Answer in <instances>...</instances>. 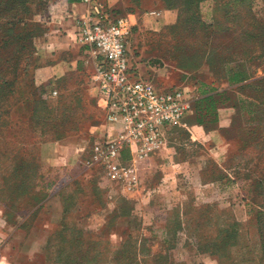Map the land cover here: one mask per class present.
<instances>
[{"label":"rangeland","instance_id":"rangeland-1","mask_svg":"<svg viewBox=\"0 0 264 264\" xmlns=\"http://www.w3.org/2000/svg\"><path fill=\"white\" fill-rule=\"evenodd\" d=\"M240 1L203 0L198 14L166 7L162 0H141L140 6L135 5L146 17L145 25L140 21L134 32L137 48L133 56L140 65L137 75L159 87L190 86L195 109L185 119L186 125L167 127L166 146L140 164V182L133 189L120 183L103 184L104 190L100 187L104 167L102 162L93 161L92 154L94 142L103 139L106 123L104 111L85 86L91 70L59 85L56 79L49 78L45 70L47 49L41 45L47 42L52 26L44 15L39 16L46 20L48 29L35 40L37 49L29 61L28 73H24L27 60L21 61L17 89L24 91L26 97L31 88H40L50 105L55 104L60 121L66 118L67 125L77 130L69 136H80L77 143L87 145V152L69 169L62 165L67 150L61 143H53V132H48L46 126L47 131L40 136L29 129L33 104L26 103L18 110L13 107L9 114H3L14 121L0 123L5 134L0 138V244L3 246L11 234L16 238L0 251L4 264H59L61 248H65L64 255L77 251L73 237L80 230L86 234L79 243L84 255L79 264H264V80L257 84L256 88L262 90L255 96L257 100L238 93L243 98L240 101L255 110L246 119L237 115L221 124L224 114L220 109L237 104V93H231L232 100L219 108L218 122L209 127L219 131L221 140L206 137L200 141L193 129L199 125L200 110H204L201 114L205 121L213 119L204 109L205 103L198 100L203 84L223 88L222 61L241 60L244 67L255 71L256 77H264V39L254 46L245 43L246 51L258 56L255 59L249 53L242 55L241 42L237 39L236 47L237 40H233L243 41L242 30L256 26L264 34V0H249L239 7ZM63 3L53 0L47 15L51 17ZM227 4L230 9L239 8V19L226 15ZM14 48L9 45L8 49ZM41 149L51 156V162L43 164L49 166L43 169L45 177L54 180L53 193L61 191L68 206L60 221L48 204L33 218L29 217L31 206L27 200L19 201L14 208L6 203L4 177L9 178L18 158L28 157L36 164ZM119 196L134 203L118 200L117 221L105 218L97 224L93 214V223L79 221L77 212L87 201L95 199L100 212L105 213V207H115ZM125 211H130L136 221L121 213ZM51 214L54 220L49 228L55 236L50 252L44 243L45 235L40 233L39 245L28 242L24 248L26 240L21 239L22 234L30 235L44 227ZM22 222L24 227L19 226ZM164 224L168 234H164ZM60 231L67 234L65 238L57 235ZM163 256L167 257L166 262Z\"/></svg>","mask_w":264,"mask_h":264},{"label":"trees","instance_id":"trees-1","mask_svg":"<svg viewBox=\"0 0 264 264\" xmlns=\"http://www.w3.org/2000/svg\"><path fill=\"white\" fill-rule=\"evenodd\" d=\"M53 0H0V123L1 125L9 123V121H14L9 117H3V114H9L13 107L15 110H18L22 105L26 103L33 104V109L31 110L32 114L30 116V120L28 123V127L33 133L45 134L46 126L48 127V132H53L52 141L61 140L65 137H68L71 134L72 130L75 128H71V126L67 125L66 118L65 120L60 118L56 114V106L50 105V101H48L44 96L40 88L37 87L31 88L28 92L27 96H24V91L18 90L17 83L19 78V67L22 60H27V64H25L24 73H28L31 63V58L35 54V50L37 49L35 40L38 37L43 36L47 32V26L44 23L46 20H42L39 16H45L48 20L49 16L47 13L49 12L50 3ZM69 2L80 1V0H68ZM166 7L179 8L181 11H191V14H198V8L200 3L203 0H162ZM249 0H241L239 2L240 5H244L245 2ZM133 3L137 6H140L141 0H133ZM134 5V6H135ZM132 6L129 9H135ZM111 14L114 15H126L124 9L120 7H113L111 10ZM226 15H229L234 19H239L241 14L239 8L236 6L233 9L226 6L225 10ZM135 24L133 27L132 34L129 38L130 49L133 54L130 52L131 63L137 68V60L134 58L135 50L137 46L132 42L133 34L135 32ZM258 30L260 33H258ZM231 31V30H230ZM235 32V29L233 30ZM244 36V37H242ZM242 38L241 41L239 38H233V40H239L241 42V47L243 49L242 55H247L249 52L246 49V44H252V46L256 45L258 42L262 44L264 39L263 30L256 26V29L242 30ZM237 42H234L236 47L238 46ZM78 44V43H77ZM9 45H13L15 48L9 50ZM80 45V44H78ZM233 45V44H231ZM81 47H86L80 45ZM1 48L4 49V52H1ZM28 50L30 54L27 53ZM247 50V51H246ZM89 56L88 51L86 52ZM251 55V59L257 58L254 53H249ZM90 57V56H89ZM91 58V57H90ZM92 61V59H91ZM240 63V64H239ZM239 64L238 66H236ZM36 67V66H35ZM220 77L222 80V89H217L213 86V84H203L204 88L201 91V98L198 100L199 103H205L204 109L207 113L213 115V119L210 122L204 120V117L201 113L198 114L197 124L202 125L206 131L212 130L211 124H215L218 122V110L222 106L232 100L231 93H237V104H234L233 107L238 108H247V117L254 114V108H249L243 104V98L238 96L244 95L245 97H252L257 100L255 97L258 92L262 91L261 89L256 88L257 84L264 80V77H256L255 71L249 70L244 67L241 63V60L238 62L231 60L222 61ZM145 78V77H144ZM67 78H59L55 81L58 85L63 82ZM52 83V82H50ZM175 87V86H169ZM179 87V86H176ZM253 90L255 93H253ZM18 93V96H16ZM96 97V95L94 96ZM97 101V98H96ZM195 102V101H194ZM54 103V102H53ZM6 105V108L3 112L1 109L3 105ZM220 106L218 107V105ZM251 104H253L251 102ZM250 106V104H249ZM70 109V107H67ZM194 103H193V111H194ZM240 114V113H238ZM241 115V114H240ZM105 117V116H104ZM242 117V116H241ZM211 123V124H210ZM76 127V126H74ZM77 131V130H75ZM5 134L3 130L0 129V138L4 137ZM245 141V140H243ZM3 157L0 152V160ZM28 157L18 158L19 163L15 164L12 168V172L10 173L9 178L4 177V193L8 197L7 204L10 203L12 208L17 206L19 201L27 200V204L31 206L30 208V216L35 217L38 212H40L47 204L48 200L54 195L53 193V184L54 180L51 178L46 179L43 169H48L49 166H44L40 160V154L37 156V163L34 164L33 161L27 159ZM1 166V162H0ZM103 174L101 176L102 181ZM11 181V182H10ZM100 187L104 190V185L100 183ZM59 194L61 191L58 192ZM62 195V194H61ZM123 200L126 203L133 204V202L123 196L117 197L115 207L112 209V215L108 218L114 219L117 221V212H118V200ZM131 210V207H129ZM68 212V206L65 204L64 214ZM123 215H127L129 219H132L130 211L121 212ZM62 222L61 224H64ZM25 222L20 224V227H24ZM79 234H74L73 242H75L77 246V251L73 253H69L64 255L65 248H61L59 251V256L57 261L59 264H79L84 259V255L80 251V244L82 240V236L86 234L81 230L78 232ZM174 234V233H173ZM59 236L63 235L64 238L67 234L63 231H60ZM261 252L264 255V234ZM55 234L51 232L49 238L47 240V250L50 252V248L53 244ZM66 240V239H65ZM227 240V238H226ZM75 255L76 257L72 258L71 256ZM159 258H162V255H158ZM163 261H167V257L163 256Z\"/></svg>","mask_w":264,"mask_h":264},{"label":"built area","instance_id":"built-area-1","mask_svg":"<svg viewBox=\"0 0 264 264\" xmlns=\"http://www.w3.org/2000/svg\"><path fill=\"white\" fill-rule=\"evenodd\" d=\"M81 2L89 11L76 19V42L87 46L95 64L97 104L110 127L108 134L114 136L94 142L92 159L103 164L102 184L133 189L140 182V164L166 146L167 127L186 125L193 111V89L159 87L137 75L130 56L132 16L111 14L109 0Z\"/></svg>","mask_w":264,"mask_h":264},{"label":"crops","instance_id":"crops-1","mask_svg":"<svg viewBox=\"0 0 264 264\" xmlns=\"http://www.w3.org/2000/svg\"><path fill=\"white\" fill-rule=\"evenodd\" d=\"M64 5L59 8L54 9V13L51 17H49V25L52 26L50 33L47 34V42L41 45V47H45L47 49L46 51V67L45 70L47 71V75L50 79H59V77L64 78H74V76H79L81 73L84 74V72L91 70L90 77L88 78V82L86 83V87L92 93V95H96V88L94 87V76L96 74L95 64L93 61H91V58L87 55L86 47H81L76 42V33H77V25H76V19L82 16H85L89 8L87 5L80 1H74L69 2L68 0H63ZM110 4L114 7H120L121 9H124L126 14H129L132 16L134 23L136 25L139 24L141 21L143 25H145V12L140 13L138 9L134 6L135 4L132 2V0H109ZM123 4L126 6L123 8ZM55 6H57L55 4ZM134 6L135 9H130L126 11V9ZM154 21V20H153ZM153 21H150L153 25ZM135 34V33H134ZM133 34L132 42L137 45V42L135 40ZM140 65H137L139 67ZM140 69V68H139ZM55 80V81H56ZM247 108H234V107H223L220 109V111L223 112L224 118H221V124H223L224 121L232 119L233 117H237V115L242 116L241 118L246 119L247 117ZM240 113V114H238ZM226 119V120H224ZM106 123V122H105ZM107 126V125H106ZM105 130L103 131L104 135L103 138L111 139L114 136L108 134V131L110 127L107 126ZM194 131L196 132L197 138L201 141L203 138L206 137H214V139L218 142L221 140V135L219 134L218 130H211L209 133H207L201 126L195 125L193 126ZM80 136H68L61 140L53 141L55 144H62V147L67 150L66 155V161L62 162V165L65 167H68L69 169H72L76 163H79L81 158H83L85 152H87V145H79L77 142L80 139ZM60 145V144H59ZM124 156L126 158L130 157V154L128 151L124 152ZM59 158L64 159V157L60 156ZM51 156L47 154V151L42 150L40 152V160L43 164L50 163ZM50 161V162H49ZM52 163H54L52 161ZM98 165V164H96ZM95 199L91 201H87L85 205H82L78 212L77 216L79 218V221H82V223L87 222L89 224L93 223L91 222V214H93L94 218H96L95 222L100 223L102 220H105V218L112 215L113 210L104 209L105 213H101L100 210L97 207V204L95 203ZM132 201V200H131ZM65 198L60 195L59 193L54 194L47 202L49 207L54 209L57 213L58 220L60 221L65 216L64 214V207H65ZM133 202V201H132ZM134 203V202H133ZM93 211V212H92ZM103 211V210H102ZM133 219L135 217H132ZM53 214H51V217L47 218L44 227L37 228L35 231L33 230L31 234H22L21 239H25L24 248L28 247L27 243L33 244L34 242L38 243V235L44 234L45 242H47L49 235L51 234V229L49 226L53 225ZM135 220V219H134ZM52 221V222H51ZM136 221V220H135ZM163 227L166 229L164 231V234H168L166 224L163 225ZM40 233V234H39ZM2 236V234H0ZM42 236V235H40ZM15 234H11L9 237H7L6 242L3 246L0 244V251H3L4 247L6 248L13 242H15ZM1 240V238H0ZM21 241V240H20ZM43 243V244H44ZM42 244V245H43ZM37 245V246H38ZM8 264V262H6ZM0 264H4V262L0 259Z\"/></svg>","mask_w":264,"mask_h":264}]
</instances>
